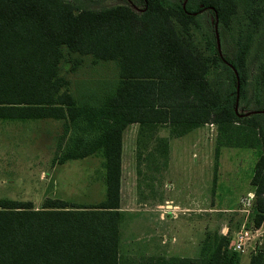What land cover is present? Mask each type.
Instances as JSON below:
<instances>
[{
	"label": "trees",
	"instance_id": "obj_1",
	"mask_svg": "<svg viewBox=\"0 0 264 264\" xmlns=\"http://www.w3.org/2000/svg\"><path fill=\"white\" fill-rule=\"evenodd\" d=\"M202 10L212 21L216 15L217 25H227L236 1L141 0L137 5L127 0L92 9L69 0H0V120L61 119L52 162L98 155L104 183V196L95 204L46 197L34 207L29 200L0 198V264H125L119 262L121 143L132 122L170 124L175 134L205 122L216 123L218 131L238 124L255 135L234 142L227 134L226 142L218 141L225 146L256 145L260 134L261 152L249 180L250 220L264 225V59L254 80L258 92L246 98L247 42L232 58L223 51L219 56L216 45L214 55L204 56L187 34L194 13ZM260 11L251 8L250 26L257 25ZM84 55L92 63L116 65L115 80L101 94L74 93L60 72L65 63L74 71ZM216 62L226 74L213 86L206 73ZM241 98L246 105L252 98L259 101L255 112L262 115L244 114ZM228 242L229 235H214L204 254L141 264H237ZM258 248L248 264H264V244Z\"/></svg>",
	"mask_w": 264,
	"mask_h": 264
},
{
	"label": "rangeland",
	"instance_id": "obj_2",
	"mask_svg": "<svg viewBox=\"0 0 264 264\" xmlns=\"http://www.w3.org/2000/svg\"><path fill=\"white\" fill-rule=\"evenodd\" d=\"M69 1L76 7L99 9L117 3L122 4L127 0ZM133 1L137 5L141 4V0ZM157 1L170 5L182 0ZM235 1V13L227 25H217V31L221 51L231 58L239 44L247 42L244 62L248 80L244 85V95L249 98L255 91L258 92L254 88V80L258 77L260 64L264 59V0H256L254 3L248 0ZM254 6L259 7L261 11L257 25L252 27L247 17ZM197 13H194L193 20L188 24L187 34L204 56L214 55L215 37L212 15L208 10ZM175 24L180 28L178 23L175 22ZM68 65V63L62 64L61 74L67 82H70V88L74 93L85 97L101 94L116 78L117 68L112 61L92 63L90 56L84 55L81 56V62L74 71H69ZM225 74L226 72L216 62L209 64L206 77L214 86ZM241 104L246 110L252 112L248 114L249 116L262 115L261 112H255L256 108L261 106L255 98L250 99L247 105L241 98L240 106ZM137 125L135 122L129 123L124 129L122 167L123 181L126 183L127 190L125 189L122 194V206L126 214L125 216L123 214L120 225V263H150L156 257L163 259L195 257L208 252L212 247L210 245L212 237L222 234L221 227L228 226L230 239L242 225L247 226V223L248 226L251 225V202L246 205L245 197L248 193L245 190L248 187L247 176L251 175L254 161L261 152L257 138L260 134H257L254 141L256 145L225 146L218 141L220 139L221 142H226L227 134L234 142L237 140L246 142L251 138L254 140L255 135H252L247 128H238V124H233L234 128L218 131L216 123L208 122L190 129V133L184 136L175 137L176 135L173 134V136L169 131L170 124L160 123L150 125L158 135H161L158 136L161 138L158 142H163L164 145L183 143L174 149L171 148L168 168L161 166L151 169L152 174L157 178L161 175L163 184L161 194L178 204L170 207L171 202L165 201L160 208L163 211L170 210L167 217L174 221V227L170 226V229L175 230V238L170 246H159L157 245L159 240L151 241L146 239L147 237L143 238L137 221L138 214L145 207L143 202L153 203L154 200L152 198L143 200L145 195H141L136 185L139 178L138 169L133 164L136 159L134 155L139 149H142V154L145 153L141 144L144 137L136 135ZM60 127L61 120L52 118L27 121L0 120V198L29 200L34 207H40L46 197L62 198L79 205L95 204L103 198L104 183L98 156L89 155L78 159H68L61 163L52 162ZM147 140L146 148L155 142L152 132L150 136H147ZM137 154L140 155L139 152ZM168 154L169 152L166 157L169 156ZM221 161L225 163L239 161L236 164L239 175L236 178L221 175V166H224ZM218 163L220 169L218 168L217 172ZM128 183H131V187ZM192 193L202 195L204 198L189 199ZM251 195L252 201L254 195ZM150 196L153 197V193ZM223 206H228L230 209L221 211ZM246 206L248 211H242L241 209ZM254 239L260 240L263 245L264 232L261 237L252 238L251 243L246 242L242 251L232 250L228 242L227 250L238 254L237 264H248L249 255L258 251L257 246L254 249L250 248ZM202 242L203 244L206 242L203 249H201Z\"/></svg>",
	"mask_w": 264,
	"mask_h": 264
},
{
	"label": "crops",
	"instance_id": "obj_3",
	"mask_svg": "<svg viewBox=\"0 0 264 264\" xmlns=\"http://www.w3.org/2000/svg\"><path fill=\"white\" fill-rule=\"evenodd\" d=\"M52 119H55V118H52ZM12 120H23V119H12ZM27 120H29V119H25L23 121H27ZM59 120H61V119H59ZM132 123H134V122H132ZM135 123L138 124L137 130H136L137 137H144L143 142L145 141L143 143V142H141V140H139V142H141V144L143 145L142 146L143 150L145 149L144 150L145 153L142 154V149L141 150L139 149L138 152L140 153V155L137 154L138 152H136V154L134 155L137 160L135 159V161H133L134 162L133 164H135L134 165L135 168L137 167V169H138L137 175L139 178L136 185H138L139 190H140L139 192L141 193V195H145L143 200H149L147 198H152L154 200L153 203L143 202V204H145V207L138 214V220H137L138 225L140 227V231L143 233V235H142L143 238L147 237L146 239L151 240V241L159 240L157 243V245H159V246L160 245L161 246H170L174 242L173 238H175L174 237V231L175 230L170 229V226L172 228L174 227V225H173L174 221H172L171 218L167 217V215L169 214L168 212H170L169 209L167 211L164 209V211H163L160 208H161V205H163V203L165 201L171 202L170 207L172 205L177 206L178 204H176L177 202L175 203L171 198L164 197L161 194V190H162V186H163V184L161 182V175H158L159 178H157L156 175L152 174L151 169L161 167V166H165L168 168L169 162H170L169 158H170L171 148L174 149L176 146H180L183 143H175L172 145L171 144H169V145L165 144L164 145L163 142H158L161 139L158 136H161V135H158L156 133L155 129H152L150 127V125L160 124V123H149V124H145V123L142 124V123H138V122H135ZM205 123H208V122H205ZM211 123H213V122H211ZM195 127H197V126H195ZM192 128H194V127H192ZM192 128H190V129H192ZM190 129L182 132L181 134H177V133L175 134L173 132L172 135L174 134V135H176L175 137H178V136L181 137V136H184V135L190 133ZM169 131L171 132L170 129H169ZM151 132L153 134V137L155 138V142H153L151 145H149L150 147L146 148V144L148 143L147 136H150ZM124 134L125 133L123 130V132H122V143H121V173H120V186H119L120 207L119 208L125 216L126 212L122 206V199H123L122 194H123V191L125 192V189L127 190L126 183L123 181V167H122V153H123V146H124ZM228 147H234V146H228ZM201 148H203V146H201ZM131 150H132V148H131ZM168 152H169V154H168L169 156L166 157V154ZM152 153H154V154H152ZM89 155L98 156L95 154H89ZM89 155H86V156H89ZM192 155L194 156V153H192ZM79 158H83V157H79ZM72 159H78V158H72ZM100 161H101V158H100ZM100 161H99V165H100ZM237 163H239V161H235L234 163H225V162L221 161V164L224 165V166H221V175L233 176L236 178L239 175V173L237 172V168H236ZM226 165H229V166H226ZM218 168L220 169L219 163L217 164V172H218ZM250 176L251 175L247 176L248 187L245 190V192L248 193L245 197V200L247 202L246 205H248V203L251 202L250 198L252 196L251 194H253V191H252L253 188L249 182ZM154 178H157V180H153ZM128 184L131 187V185H130L131 183H128ZM152 193H153V197L150 196ZM239 195H241V197H242V193H240ZM193 198L203 199L204 196L192 193V194H190L189 199H193ZM183 207L187 208V209L189 208L187 206H183ZM227 209H230V207L228 208V206H223L221 208V211H226ZM241 210L242 211H248L247 206L245 208H242ZM164 215H166L165 218H164ZM122 221L123 220H121V222ZM121 222H120V225H121ZM168 223L169 224L172 223V225H169ZM168 226H169V228H168ZM242 226L246 227V228H248L250 226L256 227V225H253L252 222H251L250 226H248V223H247V226H245V225H242ZM262 226H264V225H262ZM120 227L121 226H119V229H120ZM228 230H230V229H228L227 225L221 227L222 234L229 235ZM232 238H233V236L229 239V241L232 240ZM165 241H166V243H164Z\"/></svg>",
	"mask_w": 264,
	"mask_h": 264
},
{
	"label": "built area",
	"instance_id": "obj_4",
	"mask_svg": "<svg viewBox=\"0 0 264 264\" xmlns=\"http://www.w3.org/2000/svg\"><path fill=\"white\" fill-rule=\"evenodd\" d=\"M262 232H264V226L262 224H259L256 227H241L237 231H235L234 236L232 240L229 241L230 247L232 250H244L245 243L249 241L251 243L252 238H257L262 236ZM261 241L254 239V243L250 246L251 249H254L256 246H261Z\"/></svg>",
	"mask_w": 264,
	"mask_h": 264
},
{
	"label": "water",
	"instance_id": "obj_5",
	"mask_svg": "<svg viewBox=\"0 0 264 264\" xmlns=\"http://www.w3.org/2000/svg\"><path fill=\"white\" fill-rule=\"evenodd\" d=\"M184 5V1L182 2V6ZM213 31H214V37H215V45H216V50L219 56H221V49H220V41H219V36H218V31H217V18L216 15L214 17L213 21ZM231 65L230 63H228ZM235 75L237 76L236 72ZM237 93H238V82L236 83V97H235V105L234 109L237 110ZM251 111H246L244 114H248Z\"/></svg>",
	"mask_w": 264,
	"mask_h": 264
}]
</instances>
